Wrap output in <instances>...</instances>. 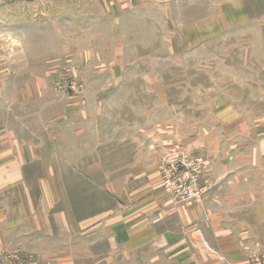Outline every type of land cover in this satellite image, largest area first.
Segmentation results:
<instances>
[{"label": "rangeland", "instance_id": "rangeland-1", "mask_svg": "<svg viewBox=\"0 0 264 264\" xmlns=\"http://www.w3.org/2000/svg\"><path fill=\"white\" fill-rule=\"evenodd\" d=\"M7 13L0 264H264V0Z\"/></svg>", "mask_w": 264, "mask_h": 264}, {"label": "crops", "instance_id": "crops-1", "mask_svg": "<svg viewBox=\"0 0 264 264\" xmlns=\"http://www.w3.org/2000/svg\"><path fill=\"white\" fill-rule=\"evenodd\" d=\"M8 2H9V0H0V18H2V20H5V21L6 20L7 21L11 20V17L9 16V13H7ZM4 18H7V19H4ZM7 140H8L7 137L5 135H1V133H0V145H2V143H5ZM2 162L3 161L0 160V164H3ZM16 178H18V177H16ZM4 179H6V178H4ZM11 180H15V179H11ZM0 181H1V179H0Z\"/></svg>", "mask_w": 264, "mask_h": 264}, {"label": "built area", "instance_id": "built-area-1", "mask_svg": "<svg viewBox=\"0 0 264 264\" xmlns=\"http://www.w3.org/2000/svg\"><path fill=\"white\" fill-rule=\"evenodd\" d=\"M167 168L166 169H163V171H164V177L165 176H168L167 178H166V180H165V182L166 183H168V184H166L167 186L168 185H170L169 183H170V179H171V177H170V173L168 172V171H170V169L169 168H173V170H174V178H178V174H177V170L173 167V165H170L169 167L168 166H166ZM179 180V179H178ZM190 196H192V193L190 194Z\"/></svg>", "mask_w": 264, "mask_h": 264}]
</instances>
